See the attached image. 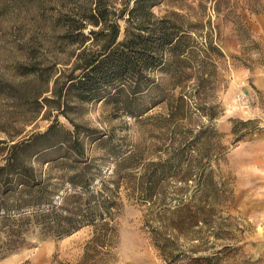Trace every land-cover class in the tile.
<instances>
[{"label":"trees","instance_id":"16d2710c","mask_svg":"<svg viewBox=\"0 0 264 264\" xmlns=\"http://www.w3.org/2000/svg\"><path fill=\"white\" fill-rule=\"evenodd\" d=\"M163 1L0 0V16L11 8L32 10L21 46L24 61L12 66V80L0 77V110L5 106L6 113V118L0 113V257L23 247L33 230L61 238L90 226L88 244L106 248L115 233L109 220L120 187L136 202L163 205V182L188 181L193 171L206 175L209 161L218 156L209 151L222 148L210 140L219 136L212 123L220 114L217 104L198 106L207 123L186 128L190 135L178 134L154 160L123 147L111 128L102 132L75 120L85 104L101 102L113 117L132 119L164 104L163 118L177 121L186 116L188 100L212 90L213 59L223 54L211 39L209 20L176 10L154 14L152 7ZM210 1L215 13L227 2ZM231 22L236 35L244 33L254 44L239 15L232 14ZM41 47L54 49V57L41 58ZM38 116L49 120L45 128L25 131ZM93 147L99 155L90 154ZM193 217L187 219L191 227L198 223ZM182 222L179 217L174 226ZM150 237L167 264L215 259L187 256L176 239L157 228L150 229Z\"/></svg>","mask_w":264,"mask_h":264},{"label":"rangeland","instance_id":"374dc122","mask_svg":"<svg viewBox=\"0 0 264 264\" xmlns=\"http://www.w3.org/2000/svg\"><path fill=\"white\" fill-rule=\"evenodd\" d=\"M211 4L210 0H164L152 7L156 15L176 10L190 19L209 20L211 39L223 54L213 59L212 90L188 100L186 116L165 119L166 107L158 104L143 119L113 117L109 107L92 102L75 118L102 132L111 128L113 139L123 147H133L144 160H154L177 142L178 134L189 136L186 128L194 131L207 123L198 106L217 104L220 114L212 123L219 136L210 140L212 146L218 141L222 148L209 151L218 156L209 161L206 175L193 171L188 181L174 177L163 182V205L136 202L120 187L119 205L109 220L115 233L106 248L88 244L90 226L61 238L33 230L23 247L0 257V264H167L152 245L151 228L176 239L187 256H213L211 264H264V0H227L218 13ZM31 13V9L11 8L0 16V77L4 79L12 80V66L24 61L21 46ZM232 14L242 18L254 44L244 33L236 35ZM39 40L46 44L42 36ZM53 51L41 47L39 54L51 60ZM4 107L0 113L6 118ZM58 120L68 126L62 117ZM48 121L38 116L24 130H43ZM90 154L99 155V148L93 147ZM109 166L104 170L109 171ZM184 203L186 207H180ZM188 216H194L197 225L189 226ZM179 217L183 222L175 227Z\"/></svg>","mask_w":264,"mask_h":264}]
</instances>
